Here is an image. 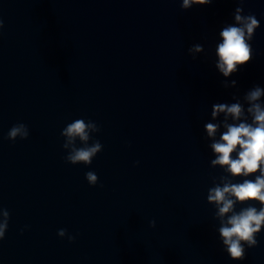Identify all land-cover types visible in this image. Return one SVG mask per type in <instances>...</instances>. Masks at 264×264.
I'll return each instance as SVG.
<instances>
[{
	"label": "water",
	"instance_id": "1",
	"mask_svg": "<svg viewBox=\"0 0 264 264\" xmlns=\"http://www.w3.org/2000/svg\"><path fill=\"white\" fill-rule=\"evenodd\" d=\"M181 4L0 0V207L10 213L0 264H264V228L243 260L223 250L207 194L225 173L211 167L204 131L223 120H211L213 104L264 88V0ZM237 7L260 26L252 60L225 78L215 47ZM195 44L204 51L193 59ZM75 119L100 128L90 165L65 160L61 132ZM18 123L28 138L5 139Z\"/></svg>",
	"mask_w": 264,
	"mask_h": 264
},
{
	"label": "clouds",
	"instance_id": "2",
	"mask_svg": "<svg viewBox=\"0 0 264 264\" xmlns=\"http://www.w3.org/2000/svg\"><path fill=\"white\" fill-rule=\"evenodd\" d=\"M213 0H182L181 9L188 10L194 5H206ZM243 5L246 0H238ZM243 8L237 7L233 13L234 24H226L219 32L220 42L215 47V67L225 77L237 73L240 67L247 65L253 58L251 41L255 30L260 26L254 14L242 15ZM3 21L0 20V28ZM204 51L200 44L192 45L188 49L193 59L197 53ZM236 81H222L225 88L235 87ZM264 88L259 85L249 89L241 99L233 96L235 102L215 103L212 105L211 120L204 125L206 138L211 140L208 145L215 155L211 160V167L223 169L224 175L219 177V183L213 178L214 186L208 190L207 202L215 206V218L220 220L218 228L222 240L223 250L234 261L245 258L246 248L257 245L256 239L264 228ZM245 104L248 106L245 108ZM231 121V122H230ZM221 128L223 131L221 132ZM99 126L85 119H75L67 124L61 135L65 138L63 148L68 151L66 162L76 165H90L93 158L103 150L99 140L89 144L92 133H98ZM218 132L219 137L217 138ZM29 136L28 127L23 123L13 125L5 139L15 141ZM79 140L82 146H77ZM139 163V162H137ZM258 173V174H257ZM254 176V179L248 177ZM91 186L98 183L95 172L85 174ZM236 178L242 182L234 183ZM237 203L247 205L236 210ZM259 204V208L254 206ZM10 213L0 207V241L5 237L8 228ZM155 220L150 222V227H155ZM58 236H67L69 242H74L75 237L68 234L66 229L58 230Z\"/></svg>",
	"mask_w": 264,
	"mask_h": 264
}]
</instances>
